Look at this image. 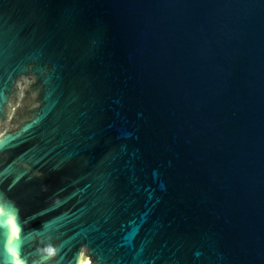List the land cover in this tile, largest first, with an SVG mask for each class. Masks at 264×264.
I'll return each mask as SVG.
<instances>
[{"label":"water","instance_id":"water-1","mask_svg":"<svg viewBox=\"0 0 264 264\" xmlns=\"http://www.w3.org/2000/svg\"><path fill=\"white\" fill-rule=\"evenodd\" d=\"M0 264H264V0H0Z\"/></svg>","mask_w":264,"mask_h":264}]
</instances>
